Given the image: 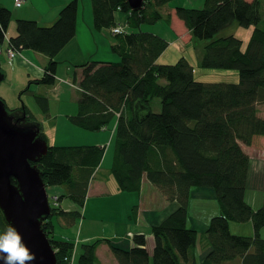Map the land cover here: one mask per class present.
<instances>
[{"label": "trees", "instance_id": "trees-1", "mask_svg": "<svg viewBox=\"0 0 264 264\" xmlns=\"http://www.w3.org/2000/svg\"><path fill=\"white\" fill-rule=\"evenodd\" d=\"M174 0H145V7L131 11L127 0H92L94 26L99 31L117 26L115 13L129 15V32L115 35L111 46L120 62L94 61L82 66L79 81L81 97L78 110L69 116L72 125L84 131L104 130L117 120L114 159L111 174L120 190L140 192L146 177L169 202L178 204L175 212L152 228L153 254L147 249L146 234H134V247L122 249L110 240L83 243L75 264H99L97 249L106 242L119 264H195L193 252L198 232L189 227V202L193 189L212 188L222 214L213 217L206 237L211 247L203 264H264V205L254 209L247 202L250 156L243 145L255 137H264V19L259 0H206L202 8L177 7L178 17L198 40L210 41L204 48L200 65L206 69L238 71L233 82H205L195 76V68L186 58L175 64L158 59L169 48L161 35L144 31L171 15L162 9ZM79 1L72 0L59 12L49 27L32 19H17V35L8 37L13 12L0 6V48L8 38L15 52L34 51L48 58L41 78L31 79L21 94L34 95L41 112L49 116L50 104L44 94L30 92L32 84L52 87L56 84L58 55L76 36ZM238 22L253 28L244 40L232 35L215 37ZM20 94V95H21ZM154 99L161 100V112L152 110ZM8 108V107H7ZM9 111V109H8ZM9 112H22L26 122L20 127L43 126L27 106ZM19 126V125H18ZM37 164L47 187H61L58 208L43 222L58 256L59 264H69L76 241L55 238L53 217L73 227L83 217L89 184L105 158L102 146H49ZM71 200L76 210H65L62 202ZM133 209V216L137 212ZM230 221L250 222L253 237L235 235ZM9 224L0 209V232ZM77 251V249H76Z\"/></svg>", "mask_w": 264, "mask_h": 264}, {"label": "crops", "instance_id": "crops-1", "mask_svg": "<svg viewBox=\"0 0 264 264\" xmlns=\"http://www.w3.org/2000/svg\"><path fill=\"white\" fill-rule=\"evenodd\" d=\"M15 1L16 0H0V6L9 9L13 8L16 20L32 19L43 26L49 27L58 20L61 9L72 0H27V2L20 7H15ZM78 1L79 11L77 15L76 36L62 49L57 57L59 59V66L61 64L67 66L66 71L68 72V78H73L74 80L76 76L77 81H79L82 76V66L84 64L94 61L114 63L121 61V58L114 53L111 48L115 39L112 28L99 31L94 26L92 0ZM205 1L206 0H174L162 9L164 16L168 14L171 15L170 22H166L165 19H162L155 25H148V27L146 24V26H143L144 31L161 35L169 42V48L158 59L159 63H175L181 58H186L190 64L193 65L191 62V57L193 55L191 53L196 38L193 36V33H191V30L188 29L186 23L178 17L176 10L177 7L199 9L204 6ZM247 1L252 2L254 0ZM259 1L263 11L264 0ZM115 15L117 25L126 26L128 31L129 15L120 11L116 12ZM7 36L12 37L15 35L9 36L7 33ZM5 42L6 43L0 48V68L2 73L5 74V79H7L8 75L2 67L3 60L9 63L12 68L11 72L16 76L19 75V68L21 69V75H19L21 79L18 81L19 87H17V89L19 91L21 89L22 91L30 85L31 79L41 78L44 75V69L49 63L48 58L41 53L25 50L19 52L18 55L12 59L8 53V38ZM201 43H198L201 48H197L195 53H193L195 55V60L199 62L198 65H200L204 48L208 44ZM59 66L57 68L56 84L49 90L57 89L59 83L64 81H62L63 78H60ZM194 68L196 69V66H194ZM199 81H205V79ZM74 87L78 92L82 93L78 83L74 85ZM40 89V85L32 84L30 92L39 94L38 92ZM27 94L30 95V93ZM80 97L81 94L74 97L73 108L69 114L62 115L60 111H58L56 116L55 114L53 115V113H50L48 116L50 122L58 118V120H56L57 122H52L51 125V131H54L53 143H51V138L48 135L46 126H44L39 117H37L38 121L43 126V135L49 146L76 147L90 145L106 147L105 158L92 177L93 179L88 188L89 191L86 197V204L83 208L84 222L82 226L86 224V232L84 236L81 234L80 239L75 240L70 229L67 235H62L61 239L76 241L79 246L83 243L91 244L93 241L106 239L122 249H130L135 245L133 240L134 234L140 233L146 234L148 240L147 249L150 254H152L151 248L153 249L154 247L152 228L155 227V225L163 223L179 206L177 202H169L155 186L151 185L146 177L143 179L142 190L140 192L128 193L120 190L115 177H113L110 171L114 159V140L118 124L117 120L112 122L108 128L97 132L84 131L78 126L72 125L69 121V116H74L77 112V102ZM51 108L52 107H50V110ZM157 110H159V106ZM261 111L260 114L264 116V109H261ZM58 133L61 134L59 135ZM257 139L258 138L255 137L251 145H243V149H245L251 160L247 180L248 187L246 199L256 210L264 205V160L259 159L260 157L257 159L253 158L252 155L249 154L247 148L254 146L258 151L263 150L264 152V137L260 136V139ZM102 171H107L105 176H101ZM53 190L55 192L53 195L65 194V190L59 186L53 187ZM191 195L188 224L191 222V218H193L194 223H192L191 228L198 232V237L200 236L193 252V258L195 259V264H203L205 256L211 249L206 237L209 223L213 217L222 214V209L218 203L217 195L212 188L193 189ZM63 203L64 201L62 202V206ZM135 206H137L138 210L135 217L132 218L130 214L131 211L133 212L132 209H134ZM64 209L67 211L76 210L77 206L71 201L70 205ZM123 213H126V215L128 214V217L123 219ZM100 222H103L105 225L102 229L98 228ZM77 224L74 226L76 227ZM229 225L233 234L253 237L254 227L250 222L239 224L230 221ZM261 234L262 237H264V228ZM79 246L77 247V251ZM96 253L98 255L99 264H119L106 242H103L98 247ZM228 264H242V261L235 260Z\"/></svg>", "mask_w": 264, "mask_h": 264}, {"label": "water", "instance_id": "water-1", "mask_svg": "<svg viewBox=\"0 0 264 264\" xmlns=\"http://www.w3.org/2000/svg\"><path fill=\"white\" fill-rule=\"evenodd\" d=\"M127 3L134 12L145 7V0ZM4 80L0 68V83ZM15 118L0 97V209L7 223L18 229L24 243L35 253L31 264H59L42 227L53 212L47 184L37 166L50 147L39 128L20 127L14 123Z\"/></svg>", "mask_w": 264, "mask_h": 264}, {"label": "rangeland", "instance_id": "rangeland-1", "mask_svg": "<svg viewBox=\"0 0 264 264\" xmlns=\"http://www.w3.org/2000/svg\"><path fill=\"white\" fill-rule=\"evenodd\" d=\"M13 7V6H12ZM17 9V8H16ZM12 12H13V17H12V22L8 28V35L12 36V35H17V31H16V23L17 20L15 19V12L14 9L11 8ZM262 18L264 19V5H263V11H262ZM148 26V25H147ZM264 26V23L263 25ZM149 27V26H148ZM253 28H245V27H241L240 24L238 22H234L230 27L222 30V32L220 34H218L215 39L217 38H222L223 37H227V36H236L238 38H240L241 40H244L245 42V46L248 44L249 39L253 33ZM202 42V43H201ZM210 41L208 40H198L196 39L194 42V47H192V63L194 66H196V72H195V76L197 77L198 80L201 79H205V82H237L239 80V74L238 71L234 70V71H230V70H219V69H206L204 67H201V65H198L199 62H197L195 60V55L193 53H195L197 48H201V46L198 43L204 44V43H209ZM197 43V44H195ZM58 59V58H57ZM59 61V59H58ZM178 62V61H177ZM175 62V63H177ZM175 63H169V64H175ZM2 67L4 69V71L6 72V74L8 75L7 79H5L4 81H2L0 83V97L4 100L6 106L8 107L9 111L10 110H17L20 109L23 105L27 106L29 108V110L31 111V113H33L36 117H39L40 121L43 123L44 126H46L47 131H48V135L51 138V143L52 140H54V131H51V125L52 122H57L56 120H58V118H56V120L54 119L52 122H50V118L47 115L42 114L40 106L37 104L34 95H28L26 93L21 94V89L20 91L17 89V87H19V79L21 75V69L19 68L18 71V76H16L15 74H13V72H11L12 68L9 65V63H6L4 60L2 61ZM167 64V65H169ZM67 66H65L64 64H61L59 66L60 68V78L62 79L63 82H60L57 89L54 90H49L52 87L46 86V85H41V89L39 90V94H44L48 100H49V104L51 110L49 111V115L50 113H53V115L58 113V111H60V113L62 115L64 114H69L71 112V109L73 108V99L74 97H76L78 94H81L80 92H78V90L74 87V85H76L73 82V78H68L67 76ZM71 76L73 77L72 73ZM21 94V95H20ZM159 106V110H157V107ZM152 110H154L155 112H161V100L160 99H154L153 103H152ZM54 125V124H53ZM61 126V125H60ZM60 132V131H59ZM59 135L61 133H58ZM259 140L260 136L257 137ZM247 148V147H246ZM248 152L250 155H252L253 158H259L264 160V152L263 150H257L256 147L251 146L248 147ZM107 173V171H102L101 176H105ZM47 191L49 192V195L52 196L55 192L53 190V187L49 186L47 188ZM63 207L67 208L71 201L68 199L63 200ZM121 207V206H120ZM133 210V209H132ZM123 211V210H122ZM121 211V214H122ZM84 212V210H83ZM128 215V214H127ZM126 215V213H123V219L128 217ZM131 216H133V212L131 211ZM120 216V215H119ZM195 217V216H194ZM191 222L188 224L190 227L192 225L193 222V218H191L190 220ZM84 222V216L82 218H80V220H78V224L77 226L72 229L71 227L66 228L61 222L60 219L58 217H53V223H55V238L57 240L61 239L62 235H67L68 231L71 229V234L72 236H74L75 240L76 239H80L81 238V234H85L86 232V224L85 226H82V223ZM103 227H105V225L103 224V222H100L98 224V228L102 229ZM200 237V236H199ZM79 245L77 244V247ZM81 247V246H79ZM152 254H153V249L151 248ZM75 258L73 261V264H75V262L77 261V257H78V251L75 252Z\"/></svg>", "mask_w": 264, "mask_h": 264}, {"label": "clouds", "instance_id": "clouds-1", "mask_svg": "<svg viewBox=\"0 0 264 264\" xmlns=\"http://www.w3.org/2000/svg\"><path fill=\"white\" fill-rule=\"evenodd\" d=\"M36 255L24 243L18 229L9 224L0 232V261L2 264H31Z\"/></svg>", "mask_w": 264, "mask_h": 264}, {"label": "built area", "instance_id": "built-area-1", "mask_svg": "<svg viewBox=\"0 0 264 264\" xmlns=\"http://www.w3.org/2000/svg\"><path fill=\"white\" fill-rule=\"evenodd\" d=\"M26 2H27V0H16L15 1V7L23 6ZM112 33H113V35L125 34V33H127V27L126 26H122V25H117V26H115L112 29ZM8 53H9L10 58L13 59V58H15L18 55L19 52L17 53V52L13 51L9 47ZM49 201L51 202V208L52 207L58 208V206H59L58 195L57 196L56 195L50 196ZM76 249H77V245H76L75 249L72 252L71 258H67L66 259V261L69 262V264H73V261H74L75 255H76L75 254Z\"/></svg>", "mask_w": 264, "mask_h": 264}, {"label": "flooded vegetation", "instance_id": "flooded-vegetation-1", "mask_svg": "<svg viewBox=\"0 0 264 264\" xmlns=\"http://www.w3.org/2000/svg\"><path fill=\"white\" fill-rule=\"evenodd\" d=\"M15 117L16 118L14 119V123L16 125L21 126V124L24 125V123L26 122V119H24V114H22V112L15 114Z\"/></svg>", "mask_w": 264, "mask_h": 264}]
</instances>
